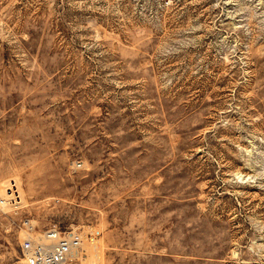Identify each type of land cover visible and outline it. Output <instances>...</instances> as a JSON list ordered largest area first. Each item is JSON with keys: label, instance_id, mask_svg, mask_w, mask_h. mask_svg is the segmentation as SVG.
I'll use <instances>...</instances> for the list:
<instances>
[{"label": "rangeland", "instance_id": "374dc122", "mask_svg": "<svg viewBox=\"0 0 264 264\" xmlns=\"http://www.w3.org/2000/svg\"><path fill=\"white\" fill-rule=\"evenodd\" d=\"M9 189L0 264H264V0H0Z\"/></svg>", "mask_w": 264, "mask_h": 264}, {"label": "built area", "instance_id": "2783aa9c", "mask_svg": "<svg viewBox=\"0 0 264 264\" xmlns=\"http://www.w3.org/2000/svg\"><path fill=\"white\" fill-rule=\"evenodd\" d=\"M16 192L9 189L7 199L0 198V206H16ZM30 221L24 220L23 226ZM83 238L77 231L61 230L52 227L43 233L41 241L25 239L21 243V252L27 264H65L71 254L82 246Z\"/></svg>", "mask_w": 264, "mask_h": 264}, {"label": "bare ground", "instance_id": "6f19581e", "mask_svg": "<svg viewBox=\"0 0 264 264\" xmlns=\"http://www.w3.org/2000/svg\"><path fill=\"white\" fill-rule=\"evenodd\" d=\"M6 196H7V195H6ZM6 198H7V197H6ZM18 205H20V200L18 201L17 206H18ZM0 207H1V206H0ZM7 207H8V206H7ZM12 207L14 208V206H12ZM30 227H31V226H30ZM78 253H79V252H78ZM73 255H74V253L71 254V256H73Z\"/></svg>", "mask_w": 264, "mask_h": 264}]
</instances>
